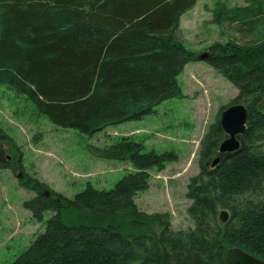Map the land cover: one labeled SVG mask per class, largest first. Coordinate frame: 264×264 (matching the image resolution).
<instances>
[{"label":"trees","instance_id":"16d2710c","mask_svg":"<svg viewBox=\"0 0 264 264\" xmlns=\"http://www.w3.org/2000/svg\"><path fill=\"white\" fill-rule=\"evenodd\" d=\"M197 1L0 0V85L57 128L93 137L141 121L164 101L183 97L178 77L196 61L238 93L200 142L199 172L185 193L193 229L174 231L168 214H145L134 202L149 187V171H162L177 156L145 152L144 144L121 138L88 147L97 158L130 164L133 171L111 190L87 185L68 199L18 176L34 193L24 209L37 222L51 216L10 264H227L229 248L264 261V0L214 10V24L254 39L215 42L199 54L185 46L180 30ZM236 104L246 108L241 147L211 168L225 137L220 114Z\"/></svg>","mask_w":264,"mask_h":264},{"label":"rangeland","instance_id":"374dc122","mask_svg":"<svg viewBox=\"0 0 264 264\" xmlns=\"http://www.w3.org/2000/svg\"><path fill=\"white\" fill-rule=\"evenodd\" d=\"M246 6L245 0H198L180 24L181 39L195 53L215 43L236 39L247 43L235 28L212 22L217 8ZM259 31L263 28L259 27ZM182 98L164 101L141 121L106 128L93 137L53 126L37 114L23 96L0 85V264L12 263L45 230L51 216L35 221L23 204L34 193L19 183L23 173L72 199L90 185L97 191L111 190L132 172L127 162L105 160L88 147L111 145L121 138L144 144V151L173 152L174 163L162 171H149V187L134 202L145 214H168L174 231L193 229L185 199L189 179L199 172L200 142L221 108L236 98L237 90L218 72L201 61L189 63L178 77ZM264 113V103L259 107ZM217 157V156H216ZM7 164V167H3ZM9 163V164H8Z\"/></svg>","mask_w":264,"mask_h":264},{"label":"water","instance_id":"95a60500","mask_svg":"<svg viewBox=\"0 0 264 264\" xmlns=\"http://www.w3.org/2000/svg\"><path fill=\"white\" fill-rule=\"evenodd\" d=\"M205 57V55H201L199 60ZM245 124L246 108L243 105H232L221 112L219 125L225 137L218 147V156L214 158L210 164L211 168H214L224 156L232 154L240 149V137L245 131ZM219 219L221 222H226L228 214L222 211L219 215ZM225 261L227 264H264V261L252 257L239 248L227 249Z\"/></svg>","mask_w":264,"mask_h":264},{"label":"crops","instance_id":"0c3cea01","mask_svg":"<svg viewBox=\"0 0 264 264\" xmlns=\"http://www.w3.org/2000/svg\"><path fill=\"white\" fill-rule=\"evenodd\" d=\"M184 15H185V14H184ZM184 15H183V16H184ZM183 16H182V18H183ZM182 18H181V20H182ZM181 22H182V21H180V24H181ZM180 30H181V29H180Z\"/></svg>","mask_w":264,"mask_h":264}]
</instances>
